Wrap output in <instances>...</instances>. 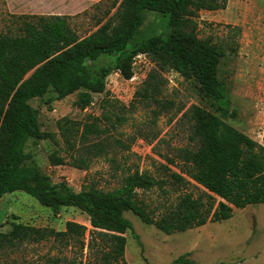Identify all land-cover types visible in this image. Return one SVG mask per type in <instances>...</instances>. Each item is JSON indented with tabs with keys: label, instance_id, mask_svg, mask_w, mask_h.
I'll return each instance as SVG.
<instances>
[{
	"label": "trees",
	"instance_id": "1",
	"mask_svg": "<svg viewBox=\"0 0 264 264\" xmlns=\"http://www.w3.org/2000/svg\"><path fill=\"white\" fill-rule=\"evenodd\" d=\"M226 4L227 0H114L112 15L84 37L76 35L63 15L36 16L34 21H25L18 34H0V198L23 191L54 213L61 207L81 210L91 226L87 238L86 226L72 220L62 230L12 221L10 230L0 233V250L4 245L16 247L53 238L66 247L76 246L80 264H127L124 233L133 232V227L123 215L126 211L171 234L227 219L234 208L264 203V137L258 143L222 119L235 115L218 79L228 49L198 37L193 23L200 10L223 9ZM144 11L168 16L163 32L138 38ZM105 54L115 56L114 68L125 79L133 76L134 57L147 55L160 68L193 78L199 93L216 104L217 114L198 105H191L185 113L196 143L177 149L176 156L185 167L177 172L161 165L171 185L190 184L185 174L196 183L197 193L182 191L163 206L158 217L148 212L137 191L162 187V179L135 170L112 190L75 191L64 182L46 183L47 175L25 151L29 140L36 143L43 135L38 110L29 101L51 91L56 100L78 92L81 109L92 103L93 93L104 94L99 116L84 122L62 117L57 129L75 168L86 169L92 157L107 152V141L101 135L108 127L100 123L108 122L112 128L121 124L124 105L105 90L109 67L102 66L95 74L89 70V63ZM52 157L55 165L65 163L62 157ZM165 161L177 164L171 157ZM21 177L24 182L18 183ZM57 261L55 257L51 263ZM190 263L179 256L169 264Z\"/></svg>",
	"mask_w": 264,
	"mask_h": 264
},
{
	"label": "rangeland",
	"instance_id": "2",
	"mask_svg": "<svg viewBox=\"0 0 264 264\" xmlns=\"http://www.w3.org/2000/svg\"><path fill=\"white\" fill-rule=\"evenodd\" d=\"M113 3L114 0H0V34H18L23 23L36 20V16L63 15L76 35L84 37L112 15ZM167 19V15L144 11L138 38L163 32ZM193 23L198 37L228 49L219 65L218 79L235 115L222 119L262 143L264 0H227L223 9L200 10ZM114 60L115 56L105 54L89 63L92 74L102 66L109 67L105 90L111 99L124 105L120 111L124 118L121 124L112 128L108 122L100 123L108 127L101 135L107 141V152L92 157L86 169L75 168L69 162L71 151L63 144L57 129V121L62 117L84 122L91 116H99L104 94L93 93L92 103L83 110L77 105L78 92L56 100L51 91L29 101L38 110L43 135L36 143L29 140L25 151L30 152L31 159L47 175L46 183L64 182L75 191L90 187L112 190L135 170L162 179V187L137 191L148 212L158 217L163 206L173 202L182 191L197 193L196 183L185 174L182 175L190 184L171 185L161 165L180 171L184 165L176 156L177 149L196 146L186 111L191 105H198L217 114L216 104L199 93L193 78H184L167 67L160 68L147 55L134 57L130 79L123 78L114 68ZM52 156L64 158L65 163L55 165ZM165 157L173 158L177 164H167ZM22 182L23 177L18 183ZM123 215L133 227V232L124 233L127 264H169L179 256L191 260L190 264H264V203L234 208L227 219L171 234L144 223L132 212ZM68 220L85 225L88 238L91 229L88 216L75 207H61L54 213L19 190L0 198V233L8 232L12 221L62 230ZM55 257L58 261L51 263ZM0 264H80V255L76 246L66 247L63 242L49 238L16 247L4 245Z\"/></svg>",
	"mask_w": 264,
	"mask_h": 264
},
{
	"label": "built area",
	"instance_id": "3",
	"mask_svg": "<svg viewBox=\"0 0 264 264\" xmlns=\"http://www.w3.org/2000/svg\"><path fill=\"white\" fill-rule=\"evenodd\" d=\"M139 55H141V54H138L137 56H139ZM86 108H87V107H85L83 110H86Z\"/></svg>",
	"mask_w": 264,
	"mask_h": 264
}]
</instances>
